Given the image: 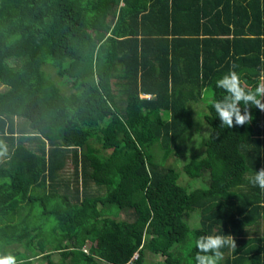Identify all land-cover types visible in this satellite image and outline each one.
Returning <instances> with one entry per match:
<instances>
[{
	"label": "trees",
	"instance_id": "trees-1",
	"mask_svg": "<svg viewBox=\"0 0 264 264\" xmlns=\"http://www.w3.org/2000/svg\"><path fill=\"white\" fill-rule=\"evenodd\" d=\"M233 64L246 89L264 83V0H0V255L195 264L194 240L222 234L236 248L220 264H264V194L248 182L264 112L221 128L210 107ZM196 106L203 152L165 167Z\"/></svg>",
	"mask_w": 264,
	"mask_h": 264
},
{
	"label": "clouds",
	"instance_id": "clouds-1",
	"mask_svg": "<svg viewBox=\"0 0 264 264\" xmlns=\"http://www.w3.org/2000/svg\"><path fill=\"white\" fill-rule=\"evenodd\" d=\"M236 67L233 64L232 69L215 81V89L224 93L222 98L210 100V107L215 111L221 128L250 124L253 120L250 111L252 107L264 112V83H257L254 88L246 89L241 83L240 75L234 70ZM208 134H212L211 129ZM248 182L264 194V167L250 175ZM193 243L196 249L195 264H220L224 258L222 249L228 247L235 251L236 248L234 238L222 234L201 235ZM90 245L91 242H86L83 250L87 252ZM0 264H17V258L12 254L0 255Z\"/></svg>",
	"mask_w": 264,
	"mask_h": 264
},
{
	"label": "rangeland",
	"instance_id": "rangeland-1",
	"mask_svg": "<svg viewBox=\"0 0 264 264\" xmlns=\"http://www.w3.org/2000/svg\"><path fill=\"white\" fill-rule=\"evenodd\" d=\"M44 68L48 71V73L51 76L53 75V71L49 69L47 64L44 66ZM57 80L62 81L63 84H62L61 88L63 90L67 91L69 89V87H68L69 82L64 84L67 81L66 76L58 77ZM5 88L6 87L4 85L0 84V91L5 90ZM193 111L198 112L197 117L194 119V126H193L194 130L192 131V133H190L189 138L185 141L184 147L179 148V150H178L179 155L170 157L167 160V162L165 163V167L172 166V167L180 168L184 164V162L189 158L191 153L200 152V151L204 150L202 147H195L194 144L200 138H206L208 135V131L210 130V126L208 124H206V122L204 121V118H203V114L205 113L206 109L203 110V106L202 107L196 106V107H194ZM106 122H107V120H105V123ZM195 135L197 136V138L195 137ZM97 142L100 143V141L98 139H97ZM184 148H185V150H184ZM190 150H193V151L190 152ZM179 181L181 184L186 185L188 188H194L197 186H204L201 178H189V177L185 176L184 174L180 176ZM123 217L129 218L127 214H124ZM189 221H190V224L192 226L198 224V222H197L198 221L197 211H194L191 214ZM258 229H259V227H258ZM255 232L261 233V229H259L258 231L254 230V233ZM17 245L18 244H15L14 246H12V249H14L16 251ZM145 257H146L147 264H152L156 261L158 262V261L163 260V256L154 255L148 251H146ZM57 258H58L57 254L53 256V260L56 261ZM32 264H46V262L43 261L41 258H35L32 260Z\"/></svg>",
	"mask_w": 264,
	"mask_h": 264
}]
</instances>
